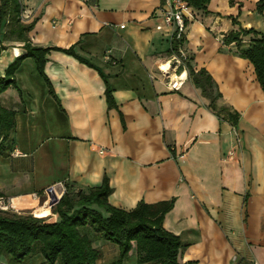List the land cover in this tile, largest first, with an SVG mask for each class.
<instances>
[{
    "label": "crops",
    "instance_id": "obj_1",
    "mask_svg": "<svg viewBox=\"0 0 264 264\" xmlns=\"http://www.w3.org/2000/svg\"><path fill=\"white\" fill-rule=\"evenodd\" d=\"M20 2L22 22L33 23L32 44L74 46L108 77L117 107L108 106L100 72L77 57L50 51V83L26 58L16 85L0 97L16 111L0 153L4 198H31L36 210L55 182L88 193L107 176L115 207L174 200L163 224L181 239V264H264V91L251 61L224 42L238 28L233 17L264 35L259 0H210L209 13L186 10L180 52L211 74L222 94L217 106L238 113L236 125L210 107L187 67L177 66L181 54L169 53L174 29L162 0ZM7 23L0 27V77L24 52ZM93 244L99 264L118 259V245ZM123 264H140L135 243Z\"/></svg>",
    "mask_w": 264,
    "mask_h": 264
},
{
    "label": "trees",
    "instance_id": "obj_2",
    "mask_svg": "<svg viewBox=\"0 0 264 264\" xmlns=\"http://www.w3.org/2000/svg\"><path fill=\"white\" fill-rule=\"evenodd\" d=\"M165 1L162 0V4ZM185 1L191 7L209 13L210 0ZM21 8L20 0H1L0 27L4 20H8L7 29L17 35L24 52L9 65L5 76L0 77V97L10 86L16 85V74L28 57L34 59L39 74L50 83L45 75L47 54L52 50H58L96 68L107 84L108 106L117 107L108 77L100 68L79 56L74 46L59 48L32 44L28 33L33 29V23L22 22ZM263 10L264 0H259L258 11L262 13ZM232 19L238 28L227 34L224 42L236 45L242 56L251 61L264 91V35L253 29L243 28L236 18ZM252 33L255 34L254 37L246 44L244 37ZM184 41L185 39L178 42L174 38L169 53L180 55V47ZM3 49L5 46L0 45V55ZM184 63L195 86L210 99V107L219 116L224 114L236 125L239 114L217 106L222 94L216 91L211 74L205 68L195 69L187 57L184 58ZM15 126L16 111L5 107L0 101V153L3 150V143L9 138ZM112 191L107 176L101 185L91 188L88 193L76 191L68 186L62 199L52 208L53 213L59 216V219L53 222L31 213L20 214L0 210V256H9L18 264L37 254H41L47 264H99L102 257L101 249L95 247L93 243L96 239H104L118 245L120 250L118 259L110 264H123L129 257L134 243L140 264H181L178 261L181 239L168 231L163 224L166 214L173 208L174 200L154 204L141 201L134 209L127 211L109 202ZM2 198L4 195L0 192V199Z\"/></svg>",
    "mask_w": 264,
    "mask_h": 264
},
{
    "label": "built area",
    "instance_id": "obj_3",
    "mask_svg": "<svg viewBox=\"0 0 264 264\" xmlns=\"http://www.w3.org/2000/svg\"><path fill=\"white\" fill-rule=\"evenodd\" d=\"M165 6H166L165 16H164L165 22L169 26H172L174 29L172 40L175 38V40H177L178 42H182V40H184L186 37V32L188 28L187 18L189 16L186 13V10L189 8V5L185 0H166ZM185 57L186 56L183 54L174 57L177 66H185L184 63ZM175 85L176 84H173V87H175ZM67 189H68V184L65 181H58L50 185L44 191V201L41 207H46L48 202H51L50 209L53 208V206H55L62 199ZM51 195H53V198H51ZM33 198L38 199L39 195L35 194ZM4 200L5 199L2 198L0 203L4 204L5 203ZM0 207L2 210H8V206L0 205Z\"/></svg>",
    "mask_w": 264,
    "mask_h": 264
},
{
    "label": "rangeland",
    "instance_id": "obj_4",
    "mask_svg": "<svg viewBox=\"0 0 264 264\" xmlns=\"http://www.w3.org/2000/svg\"><path fill=\"white\" fill-rule=\"evenodd\" d=\"M4 199H5L4 200L5 203L4 204L0 203V205L8 206V210H5V211L11 212V213H20V214L21 213L22 214L31 213L34 216H37L36 211L34 210L35 209L34 206L30 204L31 198H13V199L11 198L9 200L8 198H4ZM43 201H44V197L40 198L39 206H42ZM0 210H2L1 207H0ZM52 214H53V210L51 208V214L48 217L45 216L43 218H46L48 221L53 222L54 219H53ZM0 264H18V263L13 262L9 256L3 255V256H0ZM19 264H47V263L45 262V259L41 254H37V255L30 256L24 262L19 263ZM56 264H59V263H56Z\"/></svg>",
    "mask_w": 264,
    "mask_h": 264
},
{
    "label": "bare ground",
    "instance_id": "obj_5",
    "mask_svg": "<svg viewBox=\"0 0 264 264\" xmlns=\"http://www.w3.org/2000/svg\"><path fill=\"white\" fill-rule=\"evenodd\" d=\"M51 198H53V195H51ZM50 203L51 202H48L46 207H40L38 210H36L37 216L40 217L49 216L51 214Z\"/></svg>",
    "mask_w": 264,
    "mask_h": 264
}]
</instances>
